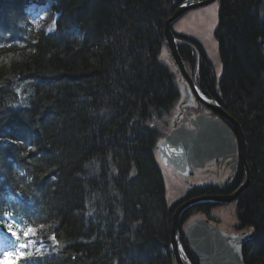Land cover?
<instances>
[{"label":"trees","instance_id":"trees-1","mask_svg":"<svg viewBox=\"0 0 264 264\" xmlns=\"http://www.w3.org/2000/svg\"><path fill=\"white\" fill-rule=\"evenodd\" d=\"M35 1L58 14L54 32L33 23ZM177 6L0 0V213L36 230L23 264H175L177 205L166 201L155 145L179 99L159 58ZM215 37L220 81L198 43L197 54L180 52L245 132L251 181L237 218L254 230L246 263L264 264V0H219Z\"/></svg>","mask_w":264,"mask_h":264},{"label":"water","instance_id":"water-1","mask_svg":"<svg viewBox=\"0 0 264 264\" xmlns=\"http://www.w3.org/2000/svg\"><path fill=\"white\" fill-rule=\"evenodd\" d=\"M178 1V0H171ZM213 0L197 1L181 4L176 11L166 19L164 36L170 46L171 53L182 75L194 84L188 75L183 59L179 53L176 37L172 31V24L187 10L212 2ZM184 5H187L185 7ZM196 89V88H195ZM184 94L188 95V87L184 84ZM199 92V91H197ZM202 101L213 109L220 117L227 120L236 132L242 147L243 157L246 163V176L237 189L231 195H204L191 198L181 203L173 213L171 222V251L179 264H186L181 241V219L185 211L191 206L202 202L212 201L223 203L236 199L250 184L251 171L246 162L248 145L245 133L239 121L230 115L220 104L199 94ZM196 129L190 130L186 125L175 129L158 143L157 151L164 163L170 164L174 169L187 175L191 167L203 166L208 160H212L225 152L223 147L231 148L235 138L232 132L218 117L200 116L198 122H194ZM184 235L189 242L192 253L199 264H246L243 256V247L248 238L245 233H227L218 224L212 223L203 216L192 218L185 226ZM249 236V238H251ZM239 249V250H237Z\"/></svg>","mask_w":264,"mask_h":264},{"label":"rangeland","instance_id":"rangeland-1","mask_svg":"<svg viewBox=\"0 0 264 264\" xmlns=\"http://www.w3.org/2000/svg\"><path fill=\"white\" fill-rule=\"evenodd\" d=\"M218 10V2H214L199 9L190 10L174 24L173 29L174 32L184 35V37L177 36L180 44L187 41L188 39H194L196 43H198L204 49V52L207 53V57L210 60L212 66L216 68L218 77H220L222 74V63L219 56L218 42L215 38V30L218 26ZM31 13L33 14L36 25L40 29H45L49 32L55 29L56 15L49 9V7L34 8V10H31ZM186 37H188V39ZM190 42L192 45L193 43L191 40ZM164 46L165 45L161 47V50H163L164 53H161L159 58L168 66L171 71L174 72V74H176L178 73L176 67L177 65L172 58L169 48ZM195 54L196 53L194 52V55ZM187 70L190 76L194 78V73L196 71L190 64L187 65ZM197 103H199L198 100ZM202 107H204L203 109L209 108L206 105H202ZM177 112L176 106L173 111H171L169 117H164V119L161 120L162 133L168 130L169 126L172 125ZM163 174L165 176V198L171 207L177 205L176 203L180 202L181 199H184V197L187 195V190L190 187L198 182H204V179L201 177H195L191 180L185 181L177 175H174L171 171H165ZM196 213H194V215L200 214ZM208 217L219 222L226 228L231 230L237 229V213L234 203L215 206V208L209 212Z\"/></svg>","mask_w":264,"mask_h":264},{"label":"flooded vegetation","instance_id":"flooded-vegetation-1","mask_svg":"<svg viewBox=\"0 0 264 264\" xmlns=\"http://www.w3.org/2000/svg\"><path fill=\"white\" fill-rule=\"evenodd\" d=\"M196 79L201 89L204 92L208 91L205 90V87L201 84L202 77L196 76ZM207 94L213 95L211 91ZM193 108L195 111L212 114V112H209L207 109H203L204 107L199 103L195 104ZM243 169L244 164L240 155L235 159L229 158L224 161L218 159L215 162L209 163L204 169L196 170L198 174H202V178L206 179L205 185L197 190L201 193H228L237 186L238 179L241 178Z\"/></svg>","mask_w":264,"mask_h":264},{"label":"snow or ice","instance_id":"snow-or-ice-1","mask_svg":"<svg viewBox=\"0 0 264 264\" xmlns=\"http://www.w3.org/2000/svg\"><path fill=\"white\" fill-rule=\"evenodd\" d=\"M184 6L187 7V5ZM29 150L31 151L32 149L29 148ZM21 175H23V173H21ZM8 199L9 201H11L12 199H14V197L10 196L8 197ZM17 203L19 202L17 201ZM4 220H9V222L5 225V227H7V229L11 232V234L16 237V240L18 242L17 244L13 245L14 249L18 253H23L26 256L31 255L30 249L35 244V240L32 239L31 237H34L36 235V230L31 226L23 227L21 225V222L18 221L16 216H13L11 217V219H9V213L7 212L0 213V222ZM50 239L53 240L54 244H58V241H56L54 235L51 236ZM26 249H29V251H25ZM35 252L40 253V248L36 247ZM27 264H31V262L29 261L27 262Z\"/></svg>","mask_w":264,"mask_h":264},{"label":"bare ground","instance_id":"bare-ground-1","mask_svg":"<svg viewBox=\"0 0 264 264\" xmlns=\"http://www.w3.org/2000/svg\"><path fill=\"white\" fill-rule=\"evenodd\" d=\"M196 63H197V62H196ZM213 70H214V72H215V71H216V68L213 69ZM220 79H221V78H220ZM220 79H219L218 81H220ZM215 82H216V80H215ZM216 86H217V85H216ZM217 87H218V86H217ZM178 90H179V88H178ZM209 91H211V90H209ZM180 95H181V93L179 92V97H180ZM210 97H213V95H210ZM208 100H210V99H208ZM250 171H251V170H250ZM245 175H246V172L243 170V171H242V174H241V180H240V181L243 180V178H244ZM233 190H236V189L233 188ZM245 190H246V189H245ZM245 190H244V191H245ZM244 191H243V192H244ZM243 192H242V193H243ZM239 196H240V195H239ZM239 196H238V197H239ZM238 197H237V199H238ZM172 254H173V253H172ZM182 255H183V254H182ZM174 257H175V256L173 255V258H174ZM184 258H185V257H184ZM185 260H186V262H187L186 264H189L186 258H185Z\"/></svg>","mask_w":264,"mask_h":264}]
</instances>
